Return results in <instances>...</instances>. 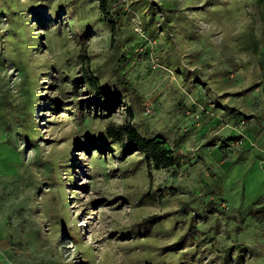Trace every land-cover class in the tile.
<instances>
[{
    "label": "rangeland",
    "instance_id": "1",
    "mask_svg": "<svg viewBox=\"0 0 264 264\" xmlns=\"http://www.w3.org/2000/svg\"><path fill=\"white\" fill-rule=\"evenodd\" d=\"M101 5L0 0V264H264V0Z\"/></svg>",
    "mask_w": 264,
    "mask_h": 264
},
{
    "label": "trees",
    "instance_id": "2",
    "mask_svg": "<svg viewBox=\"0 0 264 264\" xmlns=\"http://www.w3.org/2000/svg\"><path fill=\"white\" fill-rule=\"evenodd\" d=\"M99 1L102 4V10L108 13L107 0ZM91 85L96 90V96L102 97L103 99L101 109L106 112L107 116L114 114L117 107L122 103L120 98L114 94H107V89L99 86L98 81H91L90 86ZM82 104L83 102H80V105ZM106 133L111 138H124L126 144L122 147V154L128 156L137 152L142 153L144 155L143 162L148 168L169 169L176 167L178 164L173 151L167 148L163 141L142 137L131 123H125L117 127H109ZM261 211L262 210L258 208L251 210L250 213L254 218H257Z\"/></svg>",
    "mask_w": 264,
    "mask_h": 264
}]
</instances>
